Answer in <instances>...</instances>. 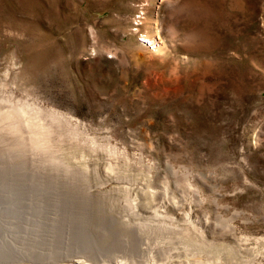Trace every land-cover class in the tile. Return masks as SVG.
Here are the masks:
<instances>
[{"label":"rangeland","instance_id":"374dc122","mask_svg":"<svg viewBox=\"0 0 264 264\" xmlns=\"http://www.w3.org/2000/svg\"><path fill=\"white\" fill-rule=\"evenodd\" d=\"M0 240L264 264V0H0Z\"/></svg>","mask_w":264,"mask_h":264},{"label":"bare ground","instance_id":"6f19581e","mask_svg":"<svg viewBox=\"0 0 264 264\" xmlns=\"http://www.w3.org/2000/svg\"><path fill=\"white\" fill-rule=\"evenodd\" d=\"M242 108V107H241ZM15 171V170H14ZM16 171H17V169H16ZM35 171H36V168H35ZM37 173V172H36ZM38 174V173H37ZM33 177V176H32ZM14 179V178H13ZM5 182H6V180H5ZM20 184V183H19ZM10 187V186H9ZM3 193V192H2ZM13 194V193H12ZM19 194V193H18ZM15 196V195H14ZM18 196H20V195H18ZM49 196V195H48ZM17 197V196H16ZM1 198H3V197H1ZM12 198H14V197H12ZM54 198H56V196L54 197ZM53 198V199H54ZM64 198V197H63ZM69 198V197H68ZM4 199V198H3ZM48 199V198H47ZM11 200V199H10ZM56 200H58V199H56ZM8 201V200H7ZM12 201V200H11ZM17 201V200H16ZM60 201V200H59ZM67 201V200H66ZM65 201V202H66ZM20 202V201H19ZM18 202V203H19ZM56 202V201H55ZM11 203V202H10ZM21 203V202H20ZM19 203V204H20ZM63 203V202H62ZM73 203V202H72ZM9 204V203H8ZM57 204H59V202L57 203ZM68 204V203H67ZM7 205V204H6ZM21 205V204H20ZM19 205V206H20ZM66 205V204H65ZM70 205V204H69ZM9 206H10V204H9ZM16 205L14 204V206L13 207H15ZM60 206V205H59ZM65 207V206H64ZM4 208V207H3ZM71 208V207H70ZM70 208H69V210H70ZM50 209V208H49ZM6 210V209H5ZM9 210V209H8ZM7 210V212H9ZM21 210V209H20ZM43 210V209H42ZM14 211V210H13ZM14 212H16V211H14ZM45 212V211H44ZM84 212V211H83ZM18 213V212H17ZM46 213V212H45ZM20 214H21V211H20ZM48 215H49V213H48ZM51 215V214H50ZM46 216H47V214H46ZM3 217V216H2ZM6 217V216H5ZM15 217V216H14ZM54 217H56V216H54ZM19 218V217H18ZM48 218V217H47ZM69 218H70V216H69ZM3 219V218H2ZM5 219V218H4ZM50 219V218H49ZM57 219V218H56ZM8 220V219H7ZM22 220V219H21ZM35 220V219H34ZM54 219H52V221H53ZM57 220H59V218L57 219ZM5 221V220H4ZM47 221V220H46ZM51 221V220H50ZM2 222H3V220H2ZM9 222V221H8ZM7 222V223H8ZM32 222V221H31ZM20 223V222H19ZM5 224V223H4ZM14 224V223H13ZM18 224V223H17ZM31 224V223H30ZM51 224V223H50ZM50 224H49V226H50ZM56 224V223H55ZM60 224H62V223H60ZM52 225V224H51ZM59 225V224H58ZM63 225V224H62ZM1 226H3V225H1ZM11 228V227H10ZM10 230V229H9ZM15 230V229H14ZM18 230V229H17ZM23 230V229H22ZM43 230H46V229H43ZM52 230H53V228H52ZM10 231H12V230H10ZM45 232V231H44ZM54 232V231H53ZM10 233V232H9ZM43 233V232H42ZM41 233V234H42ZM54 233H56V232H54ZM13 234V233H12ZM53 235V234H52ZM16 236H18V235H16ZM3 237V236H2ZM33 237V236H32ZM59 237V236H58ZM5 239V238H4ZM57 239V238H56ZM55 239V240H56ZM2 240V239H1ZM0 240V241H1ZM15 240V239H14ZM3 241V240H2ZM1 241V242H2ZM24 241V240H23ZM44 241V240H43ZM32 242V241H31ZM45 242V241H44ZM50 242V241H49ZM34 243V242H33ZM52 243V242H51ZM4 244V243H3ZM15 246H17V245H15ZM33 246V245H32ZM3 248V247H2ZM49 248V247H48ZM7 250V249H6ZM65 255V254H64ZM117 258H119V257H117ZM116 258V259H117ZM115 264H117V263H119L120 262V259L119 260H112ZM106 262V261H105ZM108 262V261H107ZM113 262L111 263V264H113ZM57 264H100L98 261L97 262H94V263H90V261L88 260V259H86V258H82V256H79V255H68V256H63V257H61L60 258V260H59V262L57 263ZM103 264H108V263H103ZM110 264V263H109Z\"/></svg>","mask_w":264,"mask_h":264}]
</instances>
